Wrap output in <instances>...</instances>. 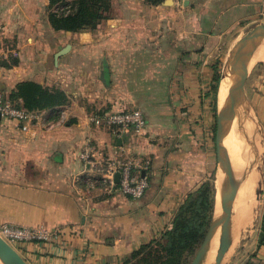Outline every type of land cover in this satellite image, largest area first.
Segmentation results:
<instances>
[{"label":"crops","instance_id":"crops-1","mask_svg":"<svg viewBox=\"0 0 264 264\" xmlns=\"http://www.w3.org/2000/svg\"><path fill=\"white\" fill-rule=\"evenodd\" d=\"M170 2L109 0L95 30L70 32L51 27L48 0H0V61L18 58L0 65V90L8 96L31 80L68 97L40 110L26 132L0 118V226H42L58 235L50 243H11L28 264H122L159 238L185 196L206 180L201 137L214 117L215 99L205 97L212 66H223L234 35L264 25V0ZM252 98L264 127V78ZM134 109L145 127L119 137L88 120ZM86 145L93 162L148 158L145 194L104 193L94 183L99 171L79 157ZM256 249L247 264L264 262V247Z\"/></svg>","mask_w":264,"mask_h":264},{"label":"trees","instance_id":"trees-1","mask_svg":"<svg viewBox=\"0 0 264 264\" xmlns=\"http://www.w3.org/2000/svg\"><path fill=\"white\" fill-rule=\"evenodd\" d=\"M145 1L155 5L164 0ZM108 4L109 0H48V20L57 31H93L103 18ZM60 6H66L67 9L56 10ZM17 64V57H9L8 62L0 61L3 67ZM212 67L213 73L205 97L216 100L221 61L217 60ZM7 97L12 102L19 100L22 107L31 111L53 109L68 103V97L61 89L31 80L19 82ZM214 205V185L207 179L185 196L170 225L159 238L141 244L122 264H192L208 233ZM257 247H264V205L258 223Z\"/></svg>","mask_w":264,"mask_h":264},{"label":"built area","instance_id":"built-area-1","mask_svg":"<svg viewBox=\"0 0 264 264\" xmlns=\"http://www.w3.org/2000/svg\"><path fill=\"white\" fill-rule=\"evenodd\" d=\"M66 6H60L56 10H66ZM0 117L18 122L20 129L24 132L40 120L39 111L27 110L12 102L0 90ZM88 120L94 126L106 127L112 134L119 137L126 130L139 131L146 125L144 114L141 110L134 109L127 112L108 113L104 115L92 114ZM85 163L93 164L99 171V177L95 184L99 185L104 193L116 191L124 196L139 199L149 187V181L144 175L150 166L148 158L135 156L106 157L99 162H93V150L86 145L79 154ZM118 174V181H115ZM0 236L8 243L38 241L54 242L58 235L42 226L38 227H15L10 225L0 226ZM264 264V262L262 263Z\"/></svg>","mask_w":264,"mask_h":264},{"label":"water","instance_id":"water-1","mask_svg":"<svg viewBox=\"0 0 264 264\" xmlns=\"http://www.w3.org/2000/svg\"><path fill=\"white\" fill-rule=\"evenodd\" d=\"M167 3H171L170 0H167ZM259 27L264 28V25L255 26L254 29H259ZM68 50L69 45L56 52L54 56L55 61L57 62L58 57L65 54ZM235 50L232 62L228 64V66H225L224 64L219 82V87L221 86L225 90L224 98L226 100V105L216 116L215 131L216 166L214 172V190L215 196L216 198L217 195L219 196L220 202V210L216 222L218 232L208 252L204 255L199 264H220L223 252L230 242V237L233 231L231 224L232 196L229 190V185L225 182L223 177V163L225 156L224 140L229 135L231 130L235 131L238 128L240 115L239 102L240 98L244 94V84L249 72V63L255 54L264 51V33L258 36H248L242 39L235 47ZM101 79L104 81L103 74ZM229 116L232 120L228 122L226 126L222 127L223 123ZM253 118L258 123V119L255 118L254 115ZM115 181H118V174H115ZM257 185L258 184H256V187ZM259 193V190L255 188V197L257 200L259 199ZM214 214L215 212H213L211 224L214 219ZM257 216L258 214H255V218H257ZM0 260L4 264H28L17 252V250L1 236ZM195 260L192 264H195Z\"/></svg>","mask_w":264,"mask_h":264},{"label":"rangeland","instance_id":"rangeland-1","mask_svg":"<svg viewBox=\"0 0 264 264\" xmlns=\"http://www.w3.org/2000/svg\"><path fill=\"white\" fill-rule=\"evenodd\" d=\"M249 28V27H248ZM253 29V30H252ZM251 31V32H250ZM260 33V34H259ZM264 33V28L259 27L254 29V27L243 30V32L234 35L233 36V44L230 46V53L227 55L226 60L224 62L225 66L226 63H229L234 56L235 53V47L237 44L244 38L248 36H258ZM7 43V42H6ZM9 44V43H7ZM262 56L264 57V51L261 52ZM231 57V59H230ZM229 60V61H227ZM253 64L251 67H249V74L250 79L247 82L246 88L247 92H244L242 95L244 99V103L246 100L248 101L251 111L253 115L256 118L254 107L252 106V97L253 92H255L256 86L260 85L261 78H264V60L256 59L253 60ZM223 64V66H224ZM223 66L222 69L223 70ZM219 89V87H218ZM216 105L213 107H210V112L215 116H217L219 111V95H216ZM212 102V101H211ZM247 105V104H246ZM245 109L248 111V114H250V110L245 106ZM245 115L242 116L241 123H240V131L248 133V128L245 126L243 122V118ZM250 117V116H249ZM206 120V119H205ZM205 123V121H204ZM203 123H201L202 125ZM206 124V123H205ZM256 123H254L255 125ZM257 125V127H256ZM255 125V132L259 139L261 140L260 149L261 152L259 154V157L257 159V166L259 168V184L256 189L259 190V199L257 200L255 197V188L252 189V192L250 194L249 198L244 199L243 203H241V206H239L236 202L232 201V213H231V224H232V234L230 237V242L227 245L226 249L223 252V256L221 258L220 264H247V260L253 257V255L256 253V238H257V229H258V223L260 214L262 212V208L264 205V127L257 123ZM258 128V129H257ZM205 131L202 132V144L203 148L206 152H208V169L206 174V180L208 179L210 182L214 185V172H215V166H216V149H215V131H216V117H211L210 123L205 125ZM201 134V133H200ZM238 144H236V150L238 154L239 159V150ZM225 156H224V172L223 177L225 182L228 184L227 181V174L226 171L228 169V161L227 159V151L224 148ZM238 164V162H237ZM237 164L235 167V170L233 171V176L231 179V185L232 190L234 188V180L236 177H239V173L237 172ZM251 169H249L246 173H244V176L248 179L252 178ZM216 201V196H215ZM242 215L243 219L238 220V215ZM255 214H258L257 218H255ZM247 218V220H245ZM215 238V237H214ZM204 255L195 263L199 264L200 261L203 259ZM253 264H261V261L254 262Z\"/></svg>","mask_w":264,"mask_h":264},{"label":"bare ground","instance_id":"bare-ground-1","mask_svg":"<svg viewBox=\"0 0 264 264\" xmlns=\"http://www.w3.org/2000/svg\"><path fill=\"white\" fill-rule=\"evenodd\" d=\"M256 59L264 60V57L260 52H258L251 58L249 67H251V65L253 64L252 63L254 62L253 60ZM231 62L232 59L229 63H226V66H228V64H230ZM224 91L225 90L220 86L218 89L219 108H220L219 111H222L226 105V100L224 98ZM244 99L245 98L242 96L239 102L240 115H239L238 128L235 131L231 130L229 135L224 140V146L227 151L226 160L228 161V169L226 171V174H227V181L229 182L228 183L229 190L232 196V201L236 202L239 206H241V203H243L244 199L250 197L252 189H254V187H256V184H258L259 168L256 162L261 152L260 149L261 140L259 139V137L255 132L254 121L252 120L251 117H249V115H247L248 111L245 109ZM243 115H245L243 118V122L245 126L248 128L249 131L248 133L239 130ZM231 120L232 119L229 116L223 123L222 127L226 126V124H228V122H230ZM236 144H238V147L240 148L239 159L236 150ZM236 164H237V172L239 173V177H236V179L234 180L235 186L232 190L231 179ZM249 169H251L252 171L251 173L253 175L251 179H248L244 176V173H246ZM219 210H220V202H219V196L217 195L215 202L214 219L209 229V232L205 238V241L197 254L195 263L208 252L213 240L215 239L214 237H216L217 235L218 230H217L216 222H217ZM238 217H239L238 220L243 219V216L241 214L238 215ZM0 262L4 264L1 260Z\"/></svg>","mask_w":264,"mask_h":264}]
</instances>
